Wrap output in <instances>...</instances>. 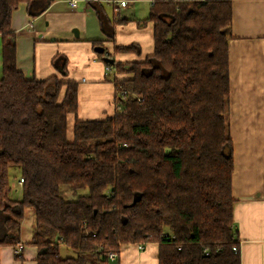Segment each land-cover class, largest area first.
<instances>
[{
    "label": "trees",
    "instance_id": "obj_1",
    "mask_svg": "<svg viewBox=\"0 0 264 264\" xmlns=\"http://www.w3.org/2000/svg\"><path fill=\"white\" fill-rule=\"evenodd\" d=\"M21 2L36 16L51 0H0V246L35 245L36 264H103L122 245L155 242L158 264H241L227 115L231 0H151L153 52L142 61L113 58L136 46L108 51L92 40L104 47L96 54L111 68L117 107L104 119L75 117L70 139L78 83L61 53L51 59L61 78L18 70L10 19ZM89 4L111 37L101 5ZM127 71L132 78L116 77ZM13 165L21 199L9 195ZM61 184L87 193L65 199ZM27 208L34 221L23 240Z\"/></svg>",
    "mask_w": 264,
    "mask_h": 264
},
{
    "label": "crops",
    "instance_id": "obj_2",
    "mask_svg": "<svg viewBox=\"0 0 264 264\" xmlns=\"http://www.w3.org/2000/svg\"><path fill=\"white\" fill-rule=\"evenodd\" d=\"M70 1L51 0L36 16L29 15L26 3L21 2L10 19L16 66L26 79L61 78L51 59L61 53L68 60L67 77L78 83L76 114H67L69 139L75 117L104 119L117 107L112 74L106 72L92 40H101L105 46L107 40L109 49L136 46L138 50L114 53V60L122 63L142 61L153 52V22L144 20L151 0H129L118 11L109 0H93L108 18L111 37L101 31L90 0ZM231 6L227 115L234 160L233 228L241 264H264V0H231ZM123 17L126 20H117ZM1 65L0 35V73ZM116 77L130 79L132 73H117ZM158 247L155 242L145 243L142 249L136 243L125 244L115 259L103 264H158ZM36 256L32 244L24 243L18 254L12 246H0V264H36Z\"/></svg>",
    "mask_w": 264,
    "mask_h": 264
},
{
    "label": "rangeland",
    "instance_id": "obj_3",
    "mask_svg": "<svg viewBox=\"0 0 264 264\" xmlns=\"http://www.w3.org/2000/svg\"><path fill=\"white\" fill-rule=\"evenodd\" d=\"M119 16L121 17L122 15L120 14ZM106 41L104 42V44H106L105 47L107 48L108 51H110L111 50L109 49L110 45ZM20 176H21L20 169L17 166L13 165L8 168L7 180H8V185L10 186L9 195L13 199H21L22 197V185L18 182ZM59 191H60V194L65 199H68V200H74L76 199L78 195L87 193L86 188L74 189L66 184H61L59 187ZM33 221H34L33 220V210L31 208H27L25 210L24 220L21 224V237L23 240L24 239L26 240L28 239V237H30V229L32 228L31 225L33 224ZM76 254L77 253L71 250L70 248H66V247L60 248L61 256L68 255V256L74 257L76 256Z\"/></svg>",
    "mask_w": 264,
    "mask_h": 264
},
{
    "label": "built area",
    "instance_id": "obj_4",
    "mask_svg": "<svg viewBox=\"0 0 264 264\" xmlns=\"http://www.w3.org/2000/svg\"><path fill=\"white\" fill-rule=\"evenodd\" d=\"M70 3H71V4H75V3H76V0H71ZM109 3L115 8L116 11H118L119 9L126 7V6L128 5V3H129V0H109ZM105 69H106L107 71H109L111 68L105 65ZM126 92H127V91H126L125 89H122V90L119 92V94H120V95H124ZM22 180H23L22 178H19L18 182L21 184ZM136 245H137V247H138L139 249H142L143 246L145 245V243H143V242H138V243H136ZM22 246H23L22 243H20V242L17 243L16 246L14 247V249H15V253L18 254V253L21 251ZM233 250H234V251H238V250H239V245H237V246H233ZM106 256H107V258H108L109 260H113V259H115V257H116V252H115V251H108V252L106 253Z\"/></svg>",
    "mask_w": 264,
    "mask_h": 264
},
{
    "label": "water",
    "instance_id": "obj_5",
    "mask_svg": "<svg viewBox=\"0 0 264 264\" xmlns=\"http://www.w3.org/2000/svg\"><path fill=\"white\" fill-rule=\"evenodd\" d=\"M94 50H95V52L101 53V52L104 51V47H103V46H95V47H94ZM103 59H104L105 61H111V60H112L111 58H109V57H107V56H104Z\"/></svg>",
    "mask_w": 264,
    "mask_h": 264
}]
</instances>
